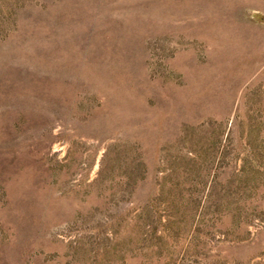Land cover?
<instances>
[{"label": "rangeland", "instance_id": "rangeland-1", "mask_svg": "<svg viewBox=\"0 0 264 264\" xmlns=\"http://www.w3.org/2000/svg\"><path fill=\"white\" fill-rule=\"evenodd\" d=\"M0 264H264V0H0Z\"/></svg>", "mask_w": 264, "mask_h": 264}]
</instances>
